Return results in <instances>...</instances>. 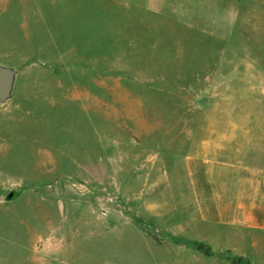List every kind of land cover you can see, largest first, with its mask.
<instances>
[{"label":"rangeland","instance_id":"374dc122","mask_svg":"<svg viewBox=\"0 0 264 264\" xmlns=\"http://www.w3.org/2000/svg\"><path fill=\"white\" fill-rule=\"evenodd\" d=\"M0 66V264L236 260L185 158L264 121V0H0Z\"/></svg>","mask_w":264,"mask_h":264},{"label":"crops","instance_id":"0c3cea01","mask_svg":"<svg viewBox=\"0 0 264 264\" xmlns=\"http://www.w3.org/2000/svg\"><path fill=\"white\" fill-rule=\"evenodd\" d=\"M212 124L199 152L185 158L186 200L194 208L190 223L217 234L225 242L224 253L264 264V121L249 122L250 132L232 124L226 134ZM240 137L248 141L246 153L235 144ZM209 237L199 241L211 246Z\"/></svg>","mask_w":264,"mask_h":264},{"label":"water","instance_id":"95a60500","mask_svg":"<svg viewBox=\"0 0 264 264\" xmlns=\"http://www.w3.org/2000/svg\"><path fill=\"white\" fill-rule=\"evenodd\" d=\"M15 72L9 68L0 66V101L6 102L12 92Z\"/></svg>","mask_w":264,"mask_h":264},{"label":"trees","instance_id":"16d2710c","mask_svg":"<svg viewBox=\"0 0 264 264\" xmlns=\"http://www.w3.org/2000/svg\"><path fill=\"white\" fill-rule=\"evenodd\" d=\"M202 247H203V245H201V244L198 245L199 249H202ZM229 264H247V262L245 260H243L242 258H237L235 261L233 260Z\"/></svg>","mask_w":264,"mask_h":264}]
</instances>
